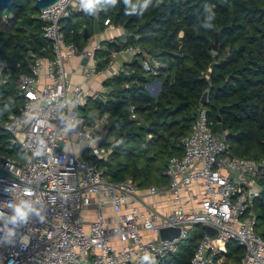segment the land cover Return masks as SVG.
<instances>
[{"label": "built area", "instance_id": "2783aa9c", "mask_svg": "<svg viewBox=\"0 0 264 264\" xmlns=\"http://www.w3.org/2000/svg\"><path fill=\"white\" fill-rule=\"evenodd\" d=\"M87 3L58 0L38 11L49 57H35L19 76L24 103L19 114L0 121L10 147L27 154L25 161L0 156V168L18 177L0 176V264H162L195 227L201 232L189 264H264L254 211L264 160L235 156L225 133L211 129L201 103L180 139L181 154L166 164V186L141 188L131 178L110 182L97 166L111 152L96 143L107 117L84 127L81 110L94 95L72 85L65 64L76 55L92 60L88 79L97 74L94 53L101 46L79 49L61 31L72 15L101 11ZM103 26L113 25L105 19ZM121 57L126 64L139 57L142 70L153 75L162 66L139 46L124 47L109 55L110 77L125 72L115 66ZM167 228L178 229V237L162 240ZM229 242L242 249L238 261L226 255Z\"/></svg>", "mask_w": 264, "mask_h": 264}, {"label": "trees", "instance_id": "16d2710c", "mask_svg": "<svg viewBox=\"0 0 264 264\" xmlns=\"http://www.w3.org/2000/svg\"><path fill=\"white\" fill-rule=\"evenodd\" d=\"M94 6L101 11L72 15L61 22V31L66 42L82 49L84 29L89 37L93 34V14H98L101 31L105 19L123 28L124 42L106 41L95 51L97 72L106 68L111 51L124 47L139 46L162 64L153 75L142 70L138 57L125 64V72L102 83L103 105L89 99L100 117H107L102 147L111 152L96 164L110 182L131 178L141 188L166 186V164L181 154L180 139L190 132L203 95L211 129L225 133L232 153L264 160V0H95ZM43 25L32 0H13L0 11L1 123L19 114L24 103L19 76L29 72L42 50L49 56ZM155 81L161 87L151 97L146 86ZM114 133V143L107 144ZM9 142L10 135L0 128V156L24 153ZM260 185L254 201L256 228L264 227V176ZM200 232L195 227L162 264H189ZM260 236L264 239V230ZM226 247L228 259L241 258L237 244Z\"/></svg>", "mask_w": 264, "mask_h": 264}, {"label": "crops", "instance_id": "0c3cea01", "mask_svg": "<svg viewBox=\"0 0 264 264\" xmlns=\"http://www.w3.org/2000/svg\"><path fill=\"white\" fill-rule=\"evenodd\" d=\"M126 32L120 26L104 27L103 31L100 30L98 35L92 34L86 41L84 48L92 46L94 44L115 40L117 42H124ZM125 57H121L115 62L117 68H123L127 70L125 66ZM94 62L97 63V59L94 57ZM93 67L92 60L83 58L81 55H76L67 64H65V70L69 73V79L72 85H80L83 89L90 91L94 96L98 95L103 97L106 89L103 88L102 83L110 78V74L104 70L97 72L94 76L86 79L84 73ZM152 92V91H151ZM154 92V90H153ZM82 112V111H81Z\"/></svg>", "mask_w": 264, "mask_h": 264}, {"label": "water", "instance_id": "95a60500", "mask_svg": "<svg viewBox=\"0 0 264 264\" xmlns=\"http://www.w3.org/2000/svg\"><path fill=\"white\" fill-rule=\"evenodd\" d=\"M32 1H33L34 10H36L38 12L39 10L44 9V8L54 4L58 0H32ZM12 2H13V0H0V11H3L4 9L10 8ZM92 18H93L92 32H93V34L98 35L100 33L98 14L97 13L93 14ZM83 32H84V39L87 40L89 38V35L85 29ZM216 46H217V41H216V37H215L214 43L212 44V51L213 52L216 51ZM40 55L43 58L49 57L48 54L44 50H42L40 52ZM134 61H135V59H132L130 61V64H132ZM152 86L156 87V90L153 92V96H154L159 92L161 84L159 81H155L152 85H147V89L150 90ZM205 96L206 95H203L201 97V100H200L201 104H203L205 102ZM92 101L98 105H103L105 103V100L101 96H98V95L94 96L92 98ZM80 116L84 117L83 114H81ZM105 137H106V131L105 132L101 131L98 138L96 139L97 146L102 147V144L104 142ZM0 162L1 163L4 162L2 158H0ZM0 176L8 177L14 181H17V178H18L17 176L6 172L2 168H0ZM203 229L209 237L214 238L216 236V232L214 230H212L211 228L204 226ZM178 235H179V230L175 229V228H167V229H163L160 231V238L162 240H172L173 238L178 237Z\"/></svg>", "mask_w": 264, "mask_h": 264}, {"label": "rangeland", "instance_id": "374dc122", "mask_svg": "<svg viewBox=\"0 0 264 264\" xmlns=\"http://www.w3.org/2000/svg\"><path fill=\"white\" fill-rule=\"evenodd\" d=\"M153 83L148 84V85H152ZM153 90L154 91L156 90L155 86H152L150 90L147 89V86H146V91L148 92V94L151 97H156L159 92L153 96ZM90 100L85 104V106L81 110L82 114L85 116L83 118L84 119V127H87V128L91 127L96 120L103 118V117H100L99 110L96 107V105ZM107 126H108V121L105 124L99 125V130H102L105 132L107 129ZM115 135H116V133H114L111 137H109L106 140V143H108L109 145H112L114 143ZM6 148L9 149L8 146ZM6 157L13 159V160L25 161L27 159V154L23 153V154L19 155L18 152L15 150V151H11L9 154H7ZM157 176H158V173H157V171H155L153 173V180L154 181L156 180ZM263 230H264L263 226H258V228H256V233L260 235L263 232Z\"/></svg>", "mask_w": 264, "mask_h": 264}, {"label": "clouds", "instance_id": "9594fccd", "mask_svg": "<svg viewBox=\"0 0 264 264\" xmlns=\"http://www.w3.org/2000/svg\"><path fill=\"white\" fill-rule=\"evenodd\" d=\"M94 3H95V0H88L87 7H88V8H92V7L94 6ZM18 213H19V215H21V216L24 215V213H23V212H20L19 210H18Z\"/></svg>", "mask_w": 264, "mask_h": 264}]
</instances>
